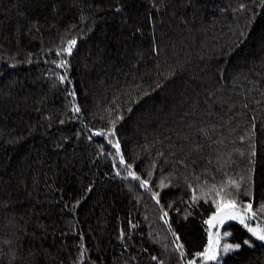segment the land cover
Listing matches in <instances>:
<instances>
[{
	"label": "trees",
	"instance_id": "obj_1",
	"mask_svg": "<svg viewBox=\"0 0 264 264\" xmlns=\"http://www.w3.org/2000/svg\"><path fill=\"white\" fill-rule=\"evenodd\" d=\"M222 200L264 231V0H0V264H264Z\"/></svg>",
	"mask_w": 264,
	"mask_h": 264
},
{
	"label": "snow or ice",
	"instance_id": "obj_2",
	"mask_svg": "<svg viewBox=\"0 0 264 264\" xmlns=\"http://www.w3.org/2000/svg\"><path fill=\"white\" fill-rule=\"evenodd\" d=\"M76 43L75 40H72L69 42V52H70V49H71V46L74 45ZM64 77H61V80H63ZM76 111H79V109L77 108ZM101 133H97V135H100ZM116 148H117V151H119V143L116 142V144L114 145ZM120 163L123 164L124 163V160H123V157H121V160H120ZM130 175H134L133 173H130ZM138 179V177H137ZM237 187H239L237 185ZM217 195H219V193H217ZM225 207H228V208H231L233 209V211H223V209ZM236 208V204L234 201H221L220 203L217 204V209H218V212L222 213L221 215H219L218 217H214L213 219H218L219 222H223L224 219H228V218H231V219H236L238 216H239V212L235 211L234 209ZM247 210L249 212H251V209H252V205L251 204H248L246 206ZM166 215V214H165ZM209 224H212V221H208ZM241 223H243V219L241 218ZM250 231L253 232L254 235H256L258 237L259 240L261 241H264V231H258V230H255V229H250ZM236 247H239V245H237ZM227 248H225V252H227ZM203 255L209 259V260H214L216 259V249L214 247H209V249L205 250V252L203 253Z\"/></svg>",
	"mask_w": 264,
	"mask_h": 264
},
{
	"label": "rangeland",
	"instance_id": "obj_3",
	"mask_svg": "<svg viewBox=\"0 0 264 264\" xmlns=\"http://www.w3.org/2000/svg\"><path fill=\"white\" fill-rule=\"evenodd\" d=\"M235 211H237V212H239V216L236 218V219H231V218H228V219H224L223 220V222H219V220L218 219H213L214 217H218L219 215H221L222 213H220V212H216L212 217H211V221H212V224H209L210 225V227H211V231L213 232L214 230H216L217 228L219 229V227L221 226V225H224V224H226V223H228V222H239V223H241V218L243 219V225H245L247 228H248V230H249V232L250 233H252L253 234V232L252 231H250V229H255V230H258V231H263L262 229H261V227L260 226H258V225H253V224H250L249 223V217H250V215H249V212H242V211H240L238 208H235L234 209ZM223 211H225V212H227V211H233V209H231V208H228V207H225L224 209H223ZM217 227V228H216ZM222 227V226H221ZM216 228V229H215ZM254 235V234H253ZM256 236V235H255ZM212 238H211V243H210V245H209V247L211 246V247H214L215 249H216V259H217V257H218V255L220 254L219 253V248H218V245H219V243L218 242H220L219 241V238L217 239L216 238V235L215 234H213V236H211ZM209 247H208V249H209ZM206 258V257H205ZM216 259H214V260H209V259H207L206 258V261H205V263L204 264H206V263H208V262H213V261H215Z\"/></svg>",
	"mask_w": 264,
	"mask_h": 264
}]
</instances>
